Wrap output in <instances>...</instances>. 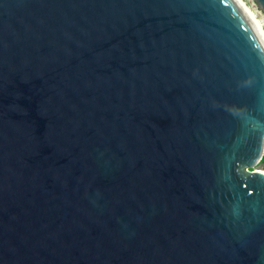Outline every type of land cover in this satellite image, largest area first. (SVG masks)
Masks as SVG:
<instances>
[{
    "label": "water",
    "instance_id": "obj_1",
    "mask_svg": "<svg viewBox=\"0 0 264 264\" xmlns=\"http://www.w3.org/2000/svg\"><path fill=\"white\" fill-rule=\"evenodd\" d=\"M263 155L237 0H0V264H264Z\"/></svg>",
    "mask_w": 264,
    "mask_h": 264
},
{
    "label": "bare ground",
    "instance_id": "obj_2",
    "mask_svg": "<svg viewBox=\"0 0 264 264\" xmlns=\"http://www.w3.org/2000/svg\"><path fill=\"white\" fill-rule=\"evenodd\" d=\"M239 5L245 10V12L248 14V16L253 20V22L256 24V26L259 28V33L264 39V16L257 15V12H255L250 5L246 3L245 0H237Z\"/></svg>",
    "mask_w": 264,
    "mask_h": 264
},
{
    "label": "snow or ice",
    "instance_id": "obj_3",
    "mask_svg": "<svg viewBox=\"0 0 264 264\" xmlns=\"http://www.w3.org/2000/svg\"><path fill=\"white\" fill-rule=\"evenodd\" d=\"M259 3L261 5H264V0H259ZM227 11L230 14L235 13L236 18H238L240 21H242L244 23L245 27H247V22L243 20L242 13H241L240 9L235 6V4H232V6L227 9ZM250 33H251V29H248V31L245 33V36L247 37ZM252 42H255L254 36L252 38Z\"/></svg>",
    "mask_w": 264,
    "mask_h": 264
},
{
    "label": "rangeland",
    "instance_id": "obj_4",
    "mask_svg": "<svg viewBox=\"0 0 264 264\" xmlns=\"http://www.w3.org/2000/svg\"><path fill=\"white\" fill-rule=\"evenodd\" d=\"M246 1V3L247 4H249L250 6H251V8L255 11V12H257V15H259V16H263V14H262V12L260 11H258V10H256V6L254 5V3L252 2V0H245ZM248 5V6H249Z\"/></svg>",
    "mask_w": 264,
    "mask_h": 264
},
{
    "label": "clouds",
    "instance_id": "obj_5",
    "mask_svg": "<svg viewBox=\"0 0 264 264\" xmlns=\"http://www.w3.org/2000/svg\"><path fill=\"white\" fill-rule=\"evenodd\" d=\"M253 2V1H252ZM249 5V4H248ZM255 5V4H254ZM251 7V6H250ZM256 10H258L260 12V10L256 7ZM263 14V13H262ZM264 16V15H263Z\"/></svg>",
    "mask_w": 264,
    "mask_h": 264
},
{
    "label": "trees",
    "instance_id": "obj_6",
    "mask_svg": "<svg viewBox=\"0 0 264 264\" xmlns=\"http://www.w3.org/2000/svg\"><path fill=\"white\" fill-rule=\"evenodd\" d=\"M263 158H264V155H263Z\"/></svg>",
    "mask_w": 264,
    "mask_h": 264
}]
</instances>
